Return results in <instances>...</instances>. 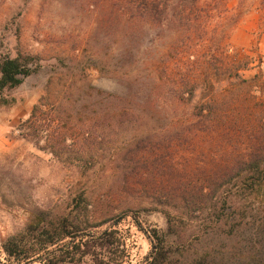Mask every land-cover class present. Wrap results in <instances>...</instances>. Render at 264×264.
<instances>
[{"label":"trees","instance_id":"obj_1","mask_svg":"<svg viewBox=\"0 0 264 264\" xmlns=\"http://www.w3.org/2000/svg\"><path fill=\"white\" fill-rule=\"evenodd\" d=\"M111 3L121 66L129 69L136 65L152 34L158 45L163 33L170 36L163 45L168 52L161 54L159 47L155 51L156 74H148L150 90L144 96L125 98L93 87H88L86 94L102 101L104 110L112 111L119 123L136 113L155 116L172 111L178 115L179 105L192 104L191 114L173 116L172 124L211 145V159L198 162L196 176L177 168L164 152L149 151L147 137L138 139L119 164L121 191L152 199L167 221L165 233L146 230L151 243L147 264H264V216L228 219L226 209L232 200L225 194L235 187L238 195L247 198L264 187V97L259 100L252 90L262 81L264 71L245 77L246 71L259 65H255L254 57H242L237 50L230 52L225 43L229 37L208 35L210 5L201 0ZM38 61L36 55L25 52L0 60V108L14 104L10 92L40 70ZM224 81L233 87L229 97L221 90L216 96L215 83ZM75 90L74 83L55 84L51 79L23 124L22 136L58 159L75 152L68 144L69 134L78 137L74 135L78 132L64 117L75 108L68 102ZM82 134L83 150L90 153L97 130L86 125L77 135ZM242 137L248 140L244 147L239 145ZM223 141H231L227 151ZM74 165L91 169L96 163L87 159ZM72 204L75 206L67 213H35L23 229L6 238L3 264L121 263L124 249L115 227L131 216V207L115 217L96 220L84 196ZM205 212L209 217L199 220L196 214ZM133 219L145 230L135 215Z\"/></svg>","mask_w":264,"mask_h":264},{"label":"rangeland","instance_id":"obj_2","mask_svg":"<svg viewBox=\"0 0 264 264\" xmlns=\"http://www.w3.org/2000/svg\"><path fill=\"white\" fill-rule=\"evenodd\" d=\"M111 2L0 0V60L7 55L16 57L19 52H25L36 55L41 65L36 74L10 92L14 104L0 108L1 264L5 263L2 244L6 238L23 229L39 211L69 212L79 196L87 199L90 213L96 220L115 217L131 207V216L115 227L124 249L121 263L116 264H147L151 243L150 233L146 230L156 229L165 233L167 221L156 210L152 199L127 196L121 191L119 164L142 137L148 138L149 151L164 152L177 168L187 169L190 177L197 175L195 168L198 162L211 159V145L196 138L193 132H185L180 125L172 124L173 116H189L192 104L179 105L178 115L172 111L155 116L136 113L135 116H125V122L119 123V118L112 111L104 110L102 101L86 94L88 87H93L125 98L144 96L150 90L148 74L155 73V51L159 47L161 54L168 52V47L163 45L170 36L163 33L158 45L157 37L152 34L136 65L129 69L121 66ZM201 2L210 5L208 35H225L229 37L225 43L229 44L230 52L237 50L242 57L249 55L255 58V65L259 66L246 71L245 77L251 78L264 71V0ZM51 79L55 84L74 83L75 95L68 102L75 108L64 117L70 119L78 133L86 125L97 130L98 137L92 142L95 147L90 153L83 150V134H74L78 137L69 134L68 144L74 147L75 152L61 159L40 150L34 142L22 136L24 122ZM263 83L264 77L252 86L259 100L264 97ZM215 89L218 90H214L216 96L221 90L229 97L233 87L224 81L215 83ZM63 101L65 103V99ZM86 104L91 105L89 109L84 108ZM227 141H223L226 151L231 144ZM247 142V138L242 137L239 145L244 147ZM87 159L96 165L91 169L74 165ZM225 192L232 200L226 209L228 219L239 221L264 216V187L256 196L247 198L238 195L235 187ZM208 214L197 213L196 216L204 221ZM134 215L145 230L137 226ZM190 234L192 230L187 237ZM81 264L92 263L85 260Z\"/></svg>","mask_w":264,"mask_h":264}]
</instances>
